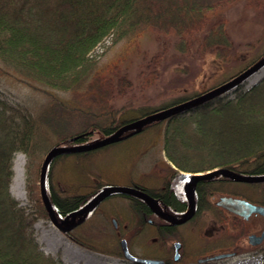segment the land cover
<instances>
[{
  "label": "trees",
  "instance_id": "1",
  "mask_svg": "<svg viewBox=\"0 0 264 264\" xmlns=\"http://www.w3.org/2000/svg\"><path fill=\"white\" fill-rule=\"evenodd\" d=\"M240 2L254 10L264 8V0H0V68L29 87L45 92L50 99V105L34 114L27 105L13 103L0 93V264H67L46 254L33 233L37 218H50L41 196H34L39 190L36 176L44 156L57 146L83 148L54 157L51 168L62 158H72L76 166L85 168L87 175L93 173L94 162L112 145L89 146L87 141L98 126L86 123L71 131L73 119L88 116L95 108L117 115L113 102L133 86L127 74L97 72L90 57L95 48L110 36L118 42L152 33L161 46L139 73L142 89H146L159 78L165 54L172 49L183 56L203 59L216 55L230 61L232 37L226 19L216 16ZM47 89L70 94L72 105L57 100ZM63 112L72 115L66 117ZM136 120H112L100 129L110 135L116 127ZM164 120V151L178 170L196 174L229 168L245 174H264V79L234 98L215 97ZM164 120L139 131L161 126ZM134 131L125 134L122 141ZM17 153L27 157V188L30 199L36 202V215L21 208L10 191ZM107 185L96 182L95 193ZM231 185L245 190L231 189ZM131 186L152 191L140 184ZM196 189L199 213L213 212L223 223L225 212L212 201L217 193L264 206V182L242 183L209 176L201 179ZM47 192L55 216L70 219L95 195L60 197L54 187ZM164 193L168 203L179 205L175 196L167 190ZM115 196L132 201L138 224L150 217L142 201L121 194L111 197ZM246 233L243 226L235 234L225 236L234 241ZM257 264H264V253Z\"/></svg>",
  "mask_w": 264,
  "mask_h": 264
},
{
  "label": "rangeland",
  "instance_id": "2",
  "mask_svg": "<svg viewBox=\"0 0 264 264\" xmlns=\"http://www.w3.org/2000/svg\"><path fill=\"white\" fill-rule=\"evenodd\" d=\"M218 18L226 19L232 37L233 54L230 61L222 60L216 55H207L203 59L183 56L172 49L165 54L159 68V78L154 85L146 89H142L139 73L146 60L160 51L161 45L156 37L150 32H144L118 42L113 41V36L106 38L90 56L97 72L111 74L117 71L127 74L132 81V89L113 102L119 111L117 115L101 113L95 108L93 111H87L88 116L74 118L69 129L77 131L86 123L97 125V130L90 135L87 144L99 143L109 136L100 128L112 120L139 119L175 103L189 100L229 81L264 58V8L254 10L247 7L245 2H240L219 12L216 16V19ZM263 79L264 67L244 84L222 95L221 98H234L258 85ZM46 91L57 100L72 105L69 103L70 94L51 89ZM0 93L13 103L27 105L34 114L50 105V99L45 92L29 87L17 76L1 68ZM63 114L66 117L72 115L69 112ZM160 123L161 126H150L143 132L136 129L124 141L110 144L112 145L110 150L94 162V172L90 175L84 172L85 168L82 166H76L72 158L58 160L52 168L51 165L49 167L46 176L47 191L54 187L58 196L64 197L74 194L91 195L96 191L95 183L100 181L116 186H131L135 183L150 190L161 188L166 182H172L170 178L172 171L180 170L176 169L166 156L164 151L166 122L164 120ZM121 130L122 128L116 127L112 134ZM131 130L133 131L126 130L122 136ZM45 157L36 176L39 190L34 193L35 197L41 196L40 175ZM16 164L24 169L22 184L14 179ZM27 185V157L23 153H17L13 162L10 191L21 208L36 215V202L30 199ZM230 188L245 190V187L239 185H231ZM225 195L230 194L217 193L212 201L216 203ZM131 203L130 199L115 196L103 201L97 210L85 216L70 219L58 215L55 216L56 221L48 217L37 218L32 227L33 233L46 254L58 257L67 264H126L119 245L122 238L132 240L131 251L135 256L144 258L167 253L174 240H168V232L165 229H158L157 245L151 243L155 230L148 223L144 224V231L139 239L132 237L137 226H134L136 221ZM156 207L158 210H166L158 205ZM201 215L196 222L198 224H183L178 229L181 237L177 240L183 244L180 253L184 255L180 264H196L197 258L202 256L234 251L236 252L234 256L216 264H257L261 261L264 241L252 245L248 237L252 234H261L264 228L262 216L254 215L246 220L225 213L226 220L223 223L213 212H202ZM243 226L247 233L241 239L233 241L226 238V234H235ZM52 236L57 241L55 246H49L45 240ZM165 240L167 245L164 244ZM47 248L52 250L49 251ZM65 253L70 255L73 261L66 259Z\"/></svg>",
  "mask_w": 264,
  "mask_h": 264
},
{
  "label": "water",
  "instance_id": "3",
  "mask_svg": "<svg viewBox=\"0 0 264 264\" xmlns=\"http://www.w3.org/2000/svg\"><path fill=\"white\" fill-rule=\"evenodd\" d=\"M262 67H264V58L260 60L259 62L255 63L254 65H252L251 67L247 68L246 70L242 71L238 75L234 76L229 81L221 84L220 86L206 93L195 96L184 102L170 106L168 108H165L161 111L155 112L148 116L139 118L136 121L122 127V130L120 132L109 135L104 140L100 141L99 143L92 144L89 146L102 147V146L110 145L116 142H120L123 139L122 134L128 129L140 130L144 126L150 123H153L158 120L167 119L168 117H171L175 114L185 113L186 111H188L189 109L197 105L207 102L215 97H221L222 95L228 93L229 91L234 90L240 85L244 84L250 77L255 75ZM80 148H83V146H79V147L57 146V147L52 148L47 153L44 159L42 169H41V175H40V192H41L42 202L45 208L47 209L51 220L56 221L55 212H54L52 202L48 195L47 187H46V176H47L49 167L51 165V162L53 161L54 157L58 155L68 153L71 151H75ZM209 176H213V177L222 176V177L230 178L234 181L242 182V183L264 182V174L262 175L245 174V173H240V172H237L229 168H216L206 173H196V174L189 173L187 175L183 173L182 184L185 190L186 198L189 199L193 204L192 209H194L195 207L194 201L191 198V196L193 195L195 191L194 189L195 184L201 179L205 177H209ZM115 194L136 197V198L142 199L149 205L151 204L153 205L155 202V198L150 193H148L142 188L133 187V186L109 185L101 189L98 193H96L95 196L89 202H87L84 208L75 212L74 217L85 216L89 214L90 212L94 211L103 201H105L106 199L110 198L112 195H115ZM217 204L220 206L223 205L228 211L246 220H248L250 216H252L253 214H258L264 218V206L260 204L252 203L243 198L225 196V197H221L219 203ZM177 222H180V221H177ZM248 240H249V243L252 245H258L261 242H263L264 241V228L260 235H256V234L249 235ZM121 248H122L124 257L128 260L133 261L134 263H139V264H163L164 263V261L160 259H150V258H143V257H137V256L132 255L129 252V249L127 247L125 240L121 241ZM179 248H180V243H176L175 259H178ZM235 254H236L235 252L217 253V254H212L210 256H207L206 259L207 260H219L222 258L234 256Z\"/></svg>",
  "mask_w": 264,
  "mask_h": 264
},
{
  "label": "flooded vegetation",
  "instance_id": "4",
  "mask_svg": "<svg viewBox=\"0 0 264 264\" xmlns=\"http://www.w3.org/2000/svg\"><path fill=\"white\" fill-rule=\"evenodd\" d=\"M183 173H185L186 175L189 174V173L182 172V171L174 172V174L170 175L172 182H166L161 188H157V189H153L152 191H148V193H150L155 198V202L153 205L152 204L149 205L145 201H143L142 199L135 197L137 200L142 201L146 205V207H147L146 212L150 213L149 214L150 217L146 218V220H144L143 224H138L137 222L134 224V226H137V230H134L135 233L133 234L132 237L139 239L140 235L144 231V224L148 223L150 226L154 227V230H155V233L153 232V235H155V236H153L151 239L152 245H157L159 243V240L157 238L158 237V234H157L158 229H165L168 232V236H169L168 240H172V239L174 240L171 249H169V251L167 253H165L164 255H158V256H154V257H144V258L160 259V260L164 261L163 264H180L182 259L184 258V255L182 253H180V251L183 248V244H182V242L177 240L181 237V232L178 229L183 224H188V223L189 224L190 223L198 224L196 222L198 221V219L202 215H201V213L199 214L198 201H196V191H197L196 187H197L199 181L195 184V187H194L195 191L192 195V197H193L192 200L194 201L195 207H194V209H192L193 204L189 199L186 198L185 190H184V187L182 184ZM166 190L168 193H171L173 196L176 197L177 201L179 202L178 206L175 207L171 203H168L166 201L165 193H164V191H166ZM225 196L231 197L230 195H225ZM225 196H223V197H225ZM220 199H221V197H220ZM220 199L216 203H219ZM157 205L159 207H161L162 209L166 208V210H164V209L158 210L156 207ZM99 206H98V208H99ZM221 207L225 213L232 214L235 217L237 216L234 213L228 211L223 205H221ZM95 210H97V208ZM94 211L90 212V214L93 213ZM254 215H258V214H253L252 216H254ZM252 216H250V218ZM145 217H146V215H145ZM153 217L159 218V220L157 221ZM177 221H180V222H177ZM221 225H223V224H221ZM196 227H198V225ZM256 235H259V234H256ZM122 240L126 241L129 252L132 255H134L131 251V244H132L131 241L132 240L130 239L131 241H128V240L122 238L119 241L121 254H122L126 264H139V263H134L133 261L128 260L124 257V254H123L122 248H121V241ZM176 243H180V248L178 251V253H179L178 259H175ZM164 244L167 245V240H165ZM210 255H212V254L197 258L196 264H216V263L228 258V257H226V258H222L219 260H207L206 259L207 256H210Z\"/></svg>",
  "mask_w": 264,
  "mask_h": 264
},
{
  "label": "bare ground",
  "instance_id": "5",
  "mask_svg": "<svg viewBox=\"0 0 264 264\" xmlns=\"http://www.w3.org/2000/svg\"><path fill=\"white\" fill-rule=\"evenodd\" d=\"M14 169H15V171H16V176H15V181H17V182H19V183H21L22 184V182H23V177H24V169H23V167H19L17 164H16V166L14 167ZM46 240V242H47V244L49 245V246H55L56 244H57V241L55 240V238L52 236V237H49V238H46L45 239ZM51 248H53V247H51ZM47 250H52V249H48L47 248ZM72 253H74V252H72ZM65 258L66 259H68L69 261H73V258L70 256V255H68V254H66L65 253Z\"/></svg>",
  "mask_w": 264,
  "mask_h": 264
}]
</instances>
